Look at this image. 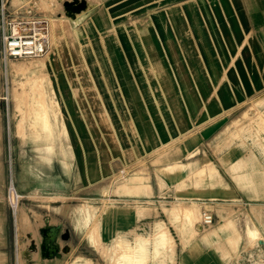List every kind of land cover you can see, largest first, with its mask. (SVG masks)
<instances>
[{
    "label": "rangeland",
    "instance_id": "obj_1",
    "mask_svg": "<svg viewBox=\"0 0 264 264\" xmlns=\"http://www.w3.org/2000/svg\"><path fill=\"white\" fill-rule=\"evenodd\" d=\"M11 1L10 4L14 8L20 7L19 9L22 10L49 15L51 42L46 56L5 61L1 59L0 42V230L4 229L0 243L3 245L6 242L5 247L2 248L7 254L4 257L0 253V264H173L174 241L161 219L154 220L151 226L148 223H137L129 231L110 241L112 237L101 236L98 213L100 207L96 206L98 204L100 206L102 201L97 200L95 205L93 203L95 200L87 199L91 196V198H99L101 193L107 191L108 205H103L104 207L116 206L117 198L114 197L125 195L124 199L118 201L119 205H124L131 210L146 206L145 212L140 214L141 218L158 214L151 199L136 198L141 195L137 191L139 186L129 184L131 179L141 178L150 185L147 165L143 161L136 164L123 161L120 143L116 137L117 127L122 125L120 118L123 120L122 111L118 119L119 115L114 109L116 92L120 95L123 88L132 90L134 80L138 90L141 91V99L148 110V115L158 131L161 144L166 142V137H168L167 140L171 139L178 131L171 125L173 117L164 105L160 106L167 127L163 130H160L162 126L157 124L154 113L149 110L151 100L146 95L150 87L143 82L144 72L134 56L143 66L147 64V59L135 43L139 41L135 38L134 29H148L147 26L152 22L154 14L165 13L166 7L175 3L184 4L190 14L188 25L185 27L179 25L176 34L173 29L162 37L154 34L155 42L165 43L167 36L170 35L174 37V42L184 43L190 54L189 59H193V61L190 59L189 63L192 65L190 67L195 76L190 75L188 79L195 78L198 85L201 84L198 75L207 74V70L202 63L195 60L198 57L196 41L200 40L211 46L219 43V49L213 47L216 58L228 59L229 61L226 60L229 63L227 69L236 74L240 67L236 66L234 61L248 58L249 51L246 48L249 42L255 40L264 42V30L249 31L244 29V26L242 29L231 4L232 0H73L71 2L76 4L77 9L71 14L68 12L69 7L66 9L58 0H13V3ZM46 3L49 4L46 5ZM94 6L107 10L104 17L110 18L112 24L108 22V26H112L108 34L102 32L95 16L85 21L79 19L82 18L86 9L90 12ZM205 8L210 11L209 18L204 16ZM69 11L71 12L70 9ZM236 11L238 12L239 9L237 8ZM55 20H58V23ZM116 36L120 42L117 41ZM107 38L114 40V45H119L120 54L122 57L124 55L123 58H126L128 63L127 70H117L111 57L113 55L110 54L109 45L111 44L107 46ZM97 39L100 42H97ZM161 44L159 43L164 49L163 43ZM114 48L116 49V46ZM113 54L117 57L114 49ZM153 59L158 66H152L151 70L155 75L158 74V78L152 79L151 88L157 91V95H162L161 86L164 89L172 83L171 87L166 89L179 88L177 81L172 82L173 74L169 72L171 68L162 65L159 60L158 51L154 52ZM33 61L39 62L37 66L30 67ZM14 62H24V70L11 72L9 68L8 71V64L11 65ZM26 67L29 69L26 70ZM172 67L175 71L178 68H184L187 72L190 70L189 66ZM148 68L147 66L146 69ZM242 68L247 83L246 89L242 88L245 93L242 104L246 109L236 122H246L248 123L246 131L249 128L253 134H260V137H254L247 142L252 149L255 144L261 145L253 149L258 153L257 148L264 149V80L260 78L258 82H254L247 68ZM108 69L114 75L117 91L111 90L112 82L108 80ZM118 72H128L125 82L122 81L123 87L120 84ZM226 74L222 75L219 83L229 81ZM236 80L240 83L243 79L239 76ZM188 82V80H182L180 76V86L189 84ZM194 85L195 83L192 82V86ZM164 91L167 94V90ZM109 92L114 97L110 98ZM212 94H214L213 90ZM123 100L126 102V98ZM166 100L172 106L183 105V99L180 97L166 98ZM72 103H75L76 107L72 106ZM75 109H78V113ZM33 118H38L40 122L31 121L30 123L29 120ZM55 120L60 122L58 131L60 144H55L52 152L48 153L44 151L45 143H52L54 135L47 137L48 133L43 129L42 124L43 122L52 124ZM84 122H88L91 129ZM235 133L234 135L237 136ZM73 140H75L76 154L74 158H67L71 165H69L70 171H65L60 167V156L55 152L59 151L60 146L68 149L70 143L73 145ZM179 141L180 136L173 137L162 146L158 154L162 153L161 156H163L164 152H172V148ZM95 143H97L96 147ZM158 149L159 147L156 150ZM90 152L93 154L89 155ZM192 154L195 153L189 155ZM171 156V153H167L160 160L169 161ZM212 167L213 165L210 169L214 171ZM20 170L22 172L19 179L16 178V173ZM86 170H89L91 175L94 172V176L89 174L86 177ZM102 170L106 179L104 188L96 187L98 182L103 181L100 177ZM95 172H97L96 176ZM181 173L180 168L177 171L167 170L162 174L179 177ZM205 173L204 170H200L198 176L202 178ZM62 174L65 176L82 174L85 179L79 185L84 186L88 182L86 180L91 179L94 188L91 193H81L74 200L61 196L44 197L38 192V189H42V186L38 188V184L42 185L43 181L38 182L37 179H45L44 183L50 185L48 190H54L55 183ZM10 181L22 195L15 210H12L7 203V186ZM262 181L264 185V176ZM67 201H73L79 205H68ZM205 208L213 209L208 205ZM241 208L240 204L229 205L218 213L220 218V212L226 213L225 215L230 218L238 216L239 213L243 215L246 211ZM162 209L167 213L168 207L163 206ZM216 209L218 210V206ZM182 210L185 218L196 219L192 224V231L189 229L191 226L187 224L189 232L194 233L200 211L193 205L182 206ZM148 221L149 219L146 220ZM47 225L61 226V235L56 240L61 257L42 255L40 249L42 236L39 230L46 228ZM162 230L166 235L165 241L161 239ZM255 241L246 240L243 249L246 251L251 247L255 249L256 247H253L256 245Z\"/></svg>",
    "mask_w": 264,
    "mask_h": 264
},
{
    "label": "crops",
    "instance_id": "obj_2",
    "mask_svg": "<svg viewBox=\"0 0 264 264\" xmlns=\"http://www.w3.org/2000/svg\"><path fill=\"white\" fill-rule=\"evenodd\" d=\"M231 4L242 29L244 26V29L249 31L264 30V0H232ZM237 8L239 13L236 11ZM205 9L204 16L209 18L210 11L207 10L208 8ZM105 12H107L105 8L94 6L90 12L86 9L82 14V18L79 19L85 21L95 16L102 32L108 34L107 32L112 30L110 28L112 26H108L110 18L105 19ZM189 15L184 4L175 3L166 7L165 13L154 14L152 22L147 26L148 29H134L135 38L139 41L135 43L143 51L147 59V64L143 66L138 58L134 56L144 72L143 82L150 87L148 95H146L151 100L149 110L154 113L157 124L162 126L160 130H163L166 127V123L160 106L164 105L168 113L173 117L171 125L178 130L177 133H171V135L173 134L172 138L180 136V141L172 148V152H164L163 156H161L162 153L160 152L158 154L162 146L172 138L167 140L168 137H166V142L161 144L158 131L148 115V110L141 99V91L138 90L135 80L133 81L132 90L123 88V92L120 95L116 92L117 96L115 97L116 100H114V109L119 115L118 119L121 117L120 111L123 113V120L120 118L122 125L117 127L118 132H116L122 151V159L127 163L132 162L135 164L143 161L147 165L150 174L151 188L141 178L131 179L129 184L133 183L135 186H139L137 191L141 195L136 196V198L139 200L151 199L158 214L141 218L140 214L145 212L146 206H139L137 210H131L124 205H119L118 201L124 199L125 195L114 197L117 198L116 206L104 207L103 205H108L106 203L109 195L107 191L101 193L99 198H91V196L87 199L95 200L93 202L95 205H97V200L102 201L100 206L99 204L96 206L100 207L98 210L100 231L103 238L112 237L110 241L119 235H123L137 223H148L151 226L154 220L161 219L174 241L173 264H264V185H262L264 149L257 148L259 149L257 153L253 149L261 145L255 144L253 149L248 146L247 142L254 137H260V134H253L248 128L247 131L251 132L250 134L246 131L248 123L236 122L246 109L242 104L245 99V93H243L242 88L246 89L247 87L242 67L247 68V72H249V76L254 82H258L260 78L264 80V42L257 40L249 42L246 48L249 51L248 58L234 61L236 66L240 67L235 74L230 69H227L229 63L226 60L228 59L216 58L213 47L219 49V43L211 46L206 42L196 41L195 47L198 57L195 60L200 64L202 63L204 69L207 70V74L198 75V80L201 82L198 85L195 78L188 79L190 75L191 77L195 76L193 74L194 71L190 67L192 65L189 63L193 59H189L190 54L184 43L174 42V37L169 34L166 39L167 42H155L154 35L162 37L170 29H173L176 34L179 25L184 27L188 25ZM55 21L57 22L58 20ZM110 25H112L111 22ZM94 36L97 38L96 35ZM116 39L120 42L118 36H116ZM96 41L100 42L99 39ZM113 42L115 41L107 38V46L109 43L111 44L109 47L110 54L113 55L111 56L112 60L117 70H127V60L123 58L124 55L123 57L121 56L119 45H114ZM159 43L160 45L163 43L164 49ZM113 45L114 47L116 46V49ZM113 49L117 57L113 54ZM155 51L159 52V60L162 65L171 68L172 72H169L173 74L172 82L177 81L179 84V88L176 89H166L171 87L172 83L168 86L164 85V89L161 86L162 95H157V91L151 88L152 79L158 78V74L155 75L151 70L152 66H158L153 59ZM147 66L150 70L149 68L146 69ZM172 66H189L190 70L188 73L184 68H178L177 72ZM108 70V80L112 82L111 90L115 91L116 81L110 69ZM223 72L227 73L226 77L229 81L219 83L224 74ZM238 74L243 79L242 81L240 80V83L236 80L239 77ZM127 75L128 72H118L122 87V81L125 82ZM180 76L182 80H188L189 84L180 86ZM192 82L195 83L194 86H192ZM164 90H167L168 95L165 94L166 91ZM212 90L214 94H212ZM108 94L110 98L114 97L110 95V92ZM172 97L182 98L183 105L172 106L166 100V98L172 99ZM125 98L127 104L123 100ZM72 106L76 107L75 103H72ZM75 110L78 113V109ZM54 122L57 129L55 134L53 133V142H44V151L48 153L52 152V147L55 144H60L58 122L56 120ZM85 124L91 129L88 122ZM73 141V145L70 143L68 149L60 146L59 151L55 152V154L60 156L61 163L59 162V164L65 171H70L69 165H71L67 158H74L76 154L75 140ZM105 142L107 141L105 140ZM96 146L97 143H95ZM158 147L159 149L156 150ZM167 153L172 154L171 159L169 161L160 160ZM190 153L195 154L189 155ZM91 154L93 152H90L89 155ZM212 165L214 171L210 169ZM180 168L182 173L179 177L162 174L167 170L177 171ZM200 170L206 172L202 178L198 176ZM21 172L22 170L16 173V178H21ZM103 173L104 170L100 172V177L103 178V181L98 182L96 187L103 186L104 188L106 179ZM89 174V170H86V177ZM93 174L90 175L94 176ZM58 178L59 180L55 183L54 190H48L50 185L44 183L45 179H37L38 182L43 181L42 185L38 184V188L42 186V189H38V192L42 193L44 197L61 196L74 200L81 193H91L92 188H94L91 179L86 180L88 182L84 186L79 185L85 179L82 174L73 176L62 174ZM67 203L68 205H79L73 201H67ZM238 204L242 205L241 209L246 211L243 215L239 213L240 216L228 218L229 216H226V213L220 212V218L219 210L221 211L229 205ZM185 205H193L199 211L205 208L206 205L213 207L211 209L214 214L213 225L206 229H200L198 223L194 233L189 232L187 224L191 226L189 229L192 231V224L196 219L184 217L182 206ZM163 206L168 207L167 213L163 211ZM217 206L218 210L216 209ZM147 219H149L148 222H146ZM3 230H0V239L2 238ZM255 231L257 232L253 233ZM258 239L262 240L258 242ZM246 240H256V245L253 246L256 248L253 249L251 247L250 249L253 250H244L243 247ZM4 241H6L5 236ZM4 244L0 243V247H5ZM0 253L4 257L7 256L6 250L3 248L0 249Z\"/></svg>",
    "mask_w": 264,
    "mask_h": 264
},
{
    "label": "built area",
    "instance_id": "obj_3",
    "mask_svg": "<svg viewBox=\"0 0 264 264\" xmlns=\"http://www.w3.org/2000/svg\"><path fill=\"white\" fill-rule=\"evenodd\" d=\"M58 1L64 6V2L70 0ZM19 8L12 7L10 0L0 1L1 59L3 61L41 57L48 49L49 15ZM21 198L22 195L10 181L7 186L9 207L15 210ZM198 223L200 229L213 225L214 214L210 208H202Z\"/></svg>",
    "mask_w": 264,
    "mask_h": 264
},
{
    "label": "water",
    "instance_id": "obj_4",
    "mask_svg": "<svg viewBox=\"0 0 264 264\" xmlns=\"http://www.w3.org/2000/svg\"><path fill=\"white\" fill-rule=\"evenodd\" d=\"M73 0L64 2V7L67 9ZM42 241L40 249L43 256L47 257H61V251L58 249V244L56 242L58 236L61 235L60 225H47L46 228H41L39 230Z\"/></svg>",
    "mask_w": 264,
    "mask_h": 264
},
{
    "label": "bare ground",
    "instance_id": "obj_5",
    "mask_svg": "<svg viewBox=\"0 0 264 264\" xmlns=\"http://www.w3.org/2000/svg\"><path fill=\"white\" fill-rule=\"evenodd\" d=\"M69 9L71 10V12L69 11ZM77 9V6H76V4H71L70 6H69V8H68V12L71 14L72 13V11H74V10H76ZM50 20V19H49ZM51 31V30H50ZM50 42H51V33H50V36H49V42H48V49L50 48ZM48 49L46 50V52H45V54L43 55V56H46L47 55V53H48ZM43 56H41V57H43ZM49 56V55H48ZM48 58V57H47ZM22 59H26V58H22ZM44 60H47V59H44ZM40 61H43V60H40ZM39 61H33L32 62V64L31 65H29L30 67H34V66H37V63H38ZM25 67V63L24 62H19V63H12L11 65L10 64H8V71H9V68H10V71L11 72H14L15 70H18V71H20V70H22L23 68ZM29 69V67L27 68L26 67V70H28ZM24 70V69H23ZM56 111H57V108H56ZM61 114V113H60ZM40 115V114H39ZM46 118V117H45ZM34 119V118H33ZM31 119V120H29L30 121V123H32V122H34V123H39L40 121H39V119L38 118H36V119ZM32 121V122H31ZM46 122H47V120H46ZM46 122H43V129L44 130H46V132L48 133L47 134V137H52L53 136V133L56 131V129H57V126L55 125V122H53L52 124H48V123H46ZM58 122V121H57ZM60 122H58L57 123V125L58 126H60V124H59ZM64 124L62 123V126H63ZM65 126H66V124H65ZM191 208V207H190ZM193 209V208H192ZM84 211V210H83ZM85 214V213H84ZM160 235H161V239L163 240V241H165L166 240V235H165V232L162 230V232L160 233Z\"/></svg>",
    "mask_w": 264,
    "mask_h": 264
}]
</instances>
